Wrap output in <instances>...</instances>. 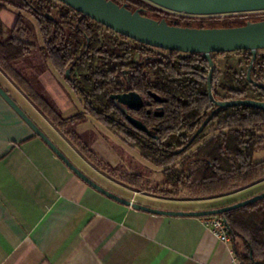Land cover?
Instances as JSON below:
<instances>
[{
  "label": "trees",
  "instance_id": "obj_1",
  "mask_svg": "<svg viewBox=\"0 0 264 264\" xmlns=\"http://www.w3.org/2000/svg\"><path fill=\"white\" fill-rule=\"evenodd\" d=\"M131 10L166 18L171 24L214 27L243 25L248 20L264 19L263 12L227 14L223 17L171 14L148 0H114ZM12 5L28 10L36 19L44 43L41 46L26 38L32 33L20 13L12 35L4 38L5 24L1 12ZM40 48L55 69L81 96L86 112L111 131L127 139L132 147L151 163L162 167L164 184L192 197H216L211 208L250 198L264 191V186L246 192L264 182V159H254L264 143V110L247 106H230L216 112L202 132L190 143L202 121L216 107L208 94V60L201 53H184L151 47L119 34L94 19L57 0H0V66L24 80L11 62ZM237 57H232V55ZM223 55V62L219 56ZM214 95L217 99L255 98L264 100V90L251 83L247 69L252 57L249 50L213 54ZM221 63V65H220ZM71 68V76L66 70ZM130 69L131 80L124 77ZM252 78L264 82V53L258 51ZM121 90L144 94L154 91L166 98L161 103L163 115L145 113L141 119L152 131L137 130L131 125L114 122L109 115L119 110L110 108V95ZM36 102L50 113L53 105L33 93ZM57 119H63L56 115ZM76 117L73 119H82ZM72 119V120H73ZM218 131L206 139L210 128ZM124 179L142 187L140 172L126 174ZM227 220L230 237L242 240L236 244L245 264H264V198L249 205L220 214ZM252 249V253H251Z\"/></svg>",
  "mask_w": 264,
  "mask_h": 264
},
{
  "label": "crops",
  "instance_id": "obj_2",
  "mask_svg": "<svg viewBox=\"0 0 264 264\" xmlns=\"http://www.w3.org/2000/svg\"><path fill=\"white\" fill-rule=\"evenodd\" d=\"M43 43L42 38L38 46ZM36 51L11 62L24 80L0 66V84L81 170L105 188L149 206L173 210L212 207L216 197L150 194L124 178L106 175L105 166L95 163L97 153L84 143L78 130L83 125L96 128L102 140L109 128L86 112L81 96L66 86L65 77L40 48ZM24 59L35 63L32 77L17 67ZM33 93L50 103L53 98L56 113L44 110ZM81 110L85 117L73 119ZM57 114L63 119H57ZM76 124L79 129H69ZM110 153L112 161L101 162L107 169L114 167L117 158L114 150ZM130 173L134 171L125 170V175ZM172 201L182 205H164ZM236 244L231 237L221 240L202 216L153 213L98 191L0 95V264H245Z\"/></svg>",
  "mask_w": 264,
  "mask_h": 264
},
{
  "label": "water",
  "instance_id": "obj_3",
  "mask_svg": "<svg viewBox=\"0 0 264 264\" xmlns=\"http://www.w3.org/2000/svg\"><path fill=\"white\" fill-rule=\"evenodd\" d=\"M63 4L81 12L105 27L132 38L138 42L151 47L169 51H180L184 53H201L209 65L207 75L208 94L216 107L202 121L197 131L190 140L193 141L200 132L204 130L217 111L230 106H247L264 110V100L255 98H231L217 99L214 95L213 74L215 70L214 53L232 52L238 50H249L252 54L248 69L247 78L256 86L264 87V84L252 78V68L257 59L258 51L264 49V19L248 20L243 25L236 26H214L197 27L182 26L176 23L171 24L166 18L156 19L142 13V8L131 10L127 4L120 5L114 0H57ZM157 6L180 14L187 15H224L241 12L264 11V0H148ZM129 69L124 70V74ZM66 76L70 78L71 68L66 70ZM149 94L157 102H165L166 98L154 91ZM0 95L14 108V110L30 125L51 149L84 181L92 187L123 204L137 209L176 216H208L220 215L227 211L249 205L264 198V191L250 198L239 202L208 208L203 210H173L163 209L134 201L123 197L96 182L83 170H81L66 153L37 125V123L18 104L11 94L0 84ZM111 98L116 99L121 110L126 114L131 126L137 130L151 135L152 131L143 120L133 116L128 109L139 110L145 104L144 97L136 90L121 93H112ZM149 103V102H148ZM124 105V107H122ZM156 115H163L162 112H155ZM226 220V219H225ZM227 222V220H226ZM228 224V223H227ZM252 253V249H251ZM257 264V262H255Z\"/></svg>",
  "mask_w": 264,
  "mask_h": 264
},
{
  "label": "rangeland",
  "instance_id": "obj_4",
  "mask_svg": "<svg viewBox=\"0 0 264 264\" xmlns=\"http://www.w3.org/2000/svg\"><path fill=\"white\" fill-rule=\"evenodd\" d=\"M9 8L7 10H4L1 12V17L4 21L5 24V33H4V38L9 37L12 35V30L13 26L21 13L23 15V18L25 20V24L29 25L32 29V33L27 35L26 38L32 39L35 41L37 44L42 41V37L40 35L39 31V26L37 24V21L35 17L26 9H18L12 5H8ZM169 11V10H168ZM172 12V11H170ZM254 12H263V11H254ZM254 12H241V13H232V14H255ZM175 12H172L173 14ZM175 14H180V13H175ZM187 15V14H184ZM227 15V14H224ZM224 15H205V16H217V17H223ZM188 16H196L192 17L195 20V22L200 19V17L207 18L205 16H199V15H188ZM219 26V24H217ZM34 52H37L36 50ZM259 52L264 53V49H260ZM232 57H237L234 53ZM220 62L224 59V56L221 55L219 56ZM221 65V63H220ZM17 67L20 69V71L29 77H32L36 73V66L35 63L31 61V59H24L20 61V63L17 64ZM62 75V74H61ZM64 77V75H62ZM66 86L69 88L70 84L68 81L65 79ZM51 98V103L53 104L54 100ZM79 99V98H77ZM83 102V101H82ZM83 104L81 105V107ZM83 109V108H82ZM85 117L83 110L79 114H77L76 117ZM95 124L101 125L96 119H92ZM106 128V127H105ZM69 129L77 130L78 125H71ZM80 137L84 141V143H87L89 147L94 150L97 153V160L95 159V163L98 164V166L106 168L105 173L109 177H115L119 180H122L125 177V170H130L134 172H140L144 175L145 182L142 185V188L144 189L143 191H146L147 193H157V194H162L164 196H173V197H179L182 199H186L191 196V193L184 189L181 190L180 192H176L172 190L168 185L164 184V174H163V168L159 167L148 160H146L139 152L137 148H132V146L129 144L127 139L123 136H119L115 134L114 132L110 131L108 129L107 133L108 136L103 138L101 140V132L93 127H89L86 125H83L80 127L78 130ZM218 131L216 128H210L207 133H206V139L214 136ZM262 135H264V128L260 131ZM114 150L116 152L117 158L113 161L112 166H109L108 169L104 163H101L102 160L104 162L110 161L108 159H111L112 161V152ZM105 151V152H104ZM254 159L256 161H260L264 159V143L257 149L255 153ZM117 181V179H115ZM118 180V181H119ZM264 186V182L251 187V189H248L246 192H252L256 190L257 188ZM145 197H147L145 195ZM164 205L168 206H179L182 204H178L176 201H172L165 203ZM238 247L240 248L241 251L244 249V245L242 240L237 239Z\"/></svg>",
  "mask_w": 264,
  "mask_h": 264
},
{
  "label": "flooded vegetation",
  "instance_id": "obj_5",
  "mask_svg": "<svg viewBox=\"0 0 264 264\" xmlns=\"http://www.w3.org/2000/svg\"><path fill=\"white\" fill-rule=\"evenodd\" d=\"M125 79L130 82L131 77H130V69L129 72L124 74ZM261 83V82H260ZM264 84V82L262 83ZM260 87V86H258ZM260 89L264 90V87H260ZM127 91H131V90H121L119 92L116 93H121V92H127ZM143 95L144 100H145V104L142 108H140L139 110H133V109H128V112L131 113L133 116L141 119L142 117H144L145 113L147 114H155V112L159 111L162 112L163 106L161 104V102H157L150 94L149 91L148 93L144 94L142 92H139ZM110 110H119L115 113V115H109L110 118L112 119V121L114 122H120L122 124L125 125H130L129 120L127 119L126 114L121 110L120 104L116 101V99L111 98L110 96ZM149 102V103H148ZM122 107H124V105H122ZM156 115V114H155ZM156 116H161V115H156ZM142 120V119H141Z\"/></svg>",
  "mask_w": 264,
  "mask_h": 264
},
{
  "label": "built area",
  "instance_id": "obj_6",
  "mask_svg": "<svg viewBox=\"0 0 264 264\" xmlns=\"http://www.w3.org/2000/svg\"><path fill=\"white\" fill-rule=\"evenodd\" d=\"M205 225L209 226L212 231L223 241H229V226L226 220L220 215L203 216Z\"/></svg>",
  "mask_w": 264,
  "mask_h": 264
}]
</instances>
